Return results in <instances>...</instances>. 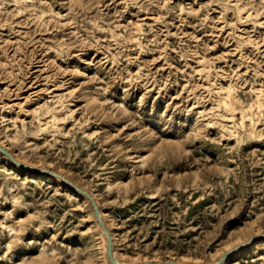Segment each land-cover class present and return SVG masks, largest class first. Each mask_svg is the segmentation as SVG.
Returning <instances> with one entry per match:
<instances>
[{
  "label": "rangeland",
  "instance_id": "1",
  "mask_svg": "<svg viewBox=\"0 0 264 264\" xmlns=\"http://www.w3.org/2000/svg\"><path fill=\"white\" fill-rule=\"evenodd\" d=\"M0 145V264H111L87 195L121 264H264V0H0Z\"/></svg>",
  "mask_w": 264,
  "mask_h": 264
},
{
  "label": "water",
  "instance_id": "2",
  "mask_svg": "<svg viewBox=\"0 0 264 264\" xmlns=\"http://www.w3.org/2000/svg\"><path fill=\"white\" fill-rule=\"evenodd\" d=\"M0 153L3 154L5 157L9 158L10 161H12L15 165L22 167V168H27L25 165L19 163L12 155L10 152H8L5 148L0 146ZM87 197L89 198L91 204L94 207V211H95V217L97 219V221L99 222L100 226L102 227L103 231L106 233L109 241H108V253H109V259L110 262L112 264H117L114 257L112 256V251H113V245H112V240L110 238V234L107 230V228L105 227L104 223L101 220L100 214H99V209L98 206L96 205L94 199L90 196L87 195ZM148 264H157V263H148Z\"/></svg>",
  "mask_w": 264,
  "mask_h": 264
},
{
  "label": "bare ground",
  "instance_id": "3",
  "mask_svg": "<svg viewBox=\"0 0 264 264\" xmlns=\"http://www.w3.org/2000/svg\"><path fill=\"white\" fill-rule=\"evenodd\" d=\"M1 146V145H0ZM97 205V204H96ZM99 223V222H98ZM100 225V224H99ZM105 225V224H104ZM101 227V226H100ZM106 227V226H105ZM107 228V227H106ZM101 229H102V227H101ZM107 230H108V228H107ZM102 231H103V229H102ZM108 232H109V230H108ZM103 233L106 235V233L103 231ZM109 234H110V232H109ZM106 237H107V235H106ZM110 238H111V234H110ZM111 240H112V238H111ZM108 241H109V239H108V237H107V242L105 241V248H104V254H105V257L106 256H108V260L110 261V259H109V253H108V245H107V243H108ZM253 242H254V239H251V240H249L248 242H247V244H246V246L247 247H251L252 245H253ZM112 245H113V241H112ZM242 247V246H241ZM112 256H113V251H112ZM114 257V256H113ZM111 263V262H110ZM117 264H121V263H119V262H116ZM150 263V262H149ZM112 264V263H111ZM146 264H148V263H146Z\"/></svg>",
  "mask_w": 264,
  "mask_h": 264
}]
</instances>
